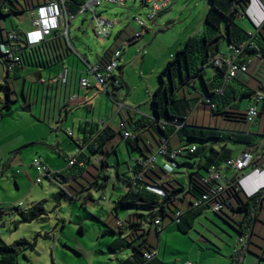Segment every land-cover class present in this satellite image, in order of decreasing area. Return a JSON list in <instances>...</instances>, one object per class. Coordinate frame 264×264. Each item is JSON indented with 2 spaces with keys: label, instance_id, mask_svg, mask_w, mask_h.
<instances>
[{
  "label": "rangeland",
  "instance_id": "1",
  "mask_svg": "<svg viewBox=\"0 0 264 264\" xmlns=\"http://www.w3.org/2000/svg\"><path fill=\"white\" fill-rule=\"evenodd\" d=\"M209 8L210 0H170L164 13V16L170 15V20L162 29L157 26L159 23L155 25L148 20L150 10L142 5V0H126L124 5L103 4L97 10L98 13L103 12L107 20L114 22L115 28H128L132 37L141 31L133 22L134 18L152 26L149 30L142 29L141 36L134 38L133 44H123L119 41V46L125 51L121 67L127 86L117 89L118 98L131 106L133 115L137 112L138 116L151 117V97L160 83L159 72L177 50L184 46L187 36L196 37L205 30ZM34 11L29 9L22 16H8L2 19V27L4 30L19 25L25 27L31 22ZM248 21L246 18L240 25L251 26ZM65 39L69 45L71 60L78 63L80 68H86L81 57L95 65L103 52L113 46V39L103 40L94 35L92 16L89 13L71 19L70 33ZM227 44V41L223 42L222 53L225 52ZM119 73L120 68L116 70V74ZM12 88L11 108L6 107V94L0 88V212H3L0 219V245H11L22 239L36 242V250L27 249L24 255L19 256L18 264H122L131 249L124 247L112 250V238L105 231L107 224L113 225L118 231L116 222L126 220L130 216H127V213L145 216L149 213L146 208L121 207L117 216L115 209L118 196L129 188L127 178L132 172L134 159L139 158L140 153L122 138L120 128L113 123L117 133L106 144V150L110 151L105 154L108 166L102 168L99 161L103 154L100 153L94 156L95 161L83 172L77 167L68 168L65 157L76 156V145L74 140L68 137L66 130H73L75 138L78 136L77 130L68 126V129L65 127L59 131L58 127L63 125L61 122L53 126L56 132H59L60 152L56 151L55 147H47L45 143H31L36 135L51 139V136L56 134L50 132L52 123L40 125L32 118L28 105L21 96H17L13 85ZM97 90L101 91L102 88L94 89V95H99ZM184 92L181 90L178 95L181 97ZM262 105L258 108L259 116ZM254 129L256 130L257 126ZM38 156H42L44 162L55 171H64V175L71 177V180L66 179L60 184L43 178L41 183H37L39 173L32 164ZM190 162L192 165L186 169H197L195 161ZM183 169L181 166L179 171ZM203 171L200 169V172ZM104 175L109 178H104ZM98 182L104 185H99ZM62 190L73 199L60 195ZM40 202L45 214L32 222H21L15 208H31ZM209 218L224 227L227 226L210 211L198 218L195 229L190 232L192 238L198 237L197 231H204L202 226L219 232L210 224ZM80 227L83 228V233L80 232ZM165 234L169 235V232ZM153 235L157 242L154 230ZM185 239L188 240V236H185ZM235 242L236 238L230 240L229 245L234 247L237 245ZM170 243L180 248V253L176 256L187 255L188 249L184 246L172 240ZM175 259L176 257L169 264H176ZM256 260L258 264H264V260Z\"/></svg>",
  "mask_w": 264,
  "mask_h": 264
},
{
  "label": "trees",
  "instance_id": "2",
  "mask_svg": "<svg viewBox=\"0 0 264 264\" xmlns=\"http://www.w3.org/2000/svg\"><path fill=\"white\" fill-rule=\"evenodd\" d=\"M47 1L48 0H0V44H11L8 39V33L11 31H8L7 29L4 30V27H2L1 24L2 19H5L8 16H18L29 9H34L37 6L46 3ZM66 1L68 13L76 17L79 8L84 1ZM250 2L252 1L210 0V8L206 15L205 30L196 37L188 38L184 46L176 52V54L167 62L165 67L159 72L158 76L160 83L151 97L154 116L151 119L141 117L130 125L131 131L127 127H120L122 138L129 143L134 150L138 151L143 159L135 161L132 167V172L127 178L129 188L123 194L118 196L115 209L117 211L121 207H136L149 210L147 216L143 214H131L126 220L121 222L117 220L120 226H132L134 228L130 234V239L128 240L126 237H122L121 240L123 242L117 247L119 248L123 244H127L130 245L133 250L132 255L124 262V264H160L156 260V255L153 251L155 247L149 243L147 236H144L141 233V224L143 221H148L150 225L156 226V234L159 235L162 220L169 218L178 225L181 232L186 233L192 228L195 216H197L202 209L210 208L213 201H215L212 200L208 205L200 206L198 208L193 207V202L200 199L204 193L209 191V187L202 182L203 178L212 168L218 169L222 172L221 164L225 165L230 161L231 159L229 156L224 158L220 156L216 157L217 155L214 157L208 156L205 161L207 164H198L197 171L190 174L189 188L186 189L183 186L176 187L169 179L163 180V175L167 173L166 170L163 166L159 165L158 162L153 167H150L148 165V160L163 144L164 140H166L167 148L169 150L173 149L170 147V139L174 135H178L182 141H195L196 143L201 144L198 146H191L196 148L194 152H190L191 147H179L184 149V153L180 157L188 159H193L194 156L203 150V143L212 139H220L219 134L223 132V129L209 125L206 126L202 123L200 125L197 124V122H195L194 112L198 107L202 106L203 109H208L210 116H229L226 115L227 112L223 111V106L227 99L226 96L229 92L228 89L230 83L236 79L237 76L229 82H225L227 68L218 69L212 64L217 57H226L222 55L221 52L223 42L226 40H229L228 47L230 45H246L238 58V62L245 63L248 60H251L249 66L252 65V57L254 56V53L260 50L258 45L260 44L264 46V25L258 32L251 33L244 31L237 24L238 19L247 16V9L249 8ZM234 10H237V13L229 19L230 14L233 13ZM69 22V25H71V20H69ZM12 31L20 38V40L13 43V46L20 53L22 59V66L20 68H23L34 57L37 60H44L46 58V53L48 52V48L45 45L47 39L50 38L52 34L57 33L58 31L60 32L61 30L54 31L41 44L35 46H29L24 41L25 34L22 36V33L17 29ZM242 31L244 39L238 42L234 41L235 32L240 33ZM58 37L63 39L69 50V45L67 44L64 34H61ZM20 42H24L25 46L22 47L19 45ZM49 45L50 44H48V46ZM117 50L122 49L117 45L114 49L109 48L101 56L99 60L100 63L103 65L109 63L112 55ZM261 52L262 53L259 57L264 63V50ZM2 63L4 64V62ZM210 65L217 69V73L212 81L214 88L213 91H211L210 85L206 81L205 74ZM20 68H17L16 70ZM246 73H249V71ZM115 77L120 80L119 85L123 86L122 72L115 75ZM201 82L204 85L205 93L201 92V94L198 95V93H196V85ZM118 86L112 85L114 88H119ZM0 88L8 91L6 93V107L11 108L13 100L10 97V86L0 84ZM187 89L188 92H186ZM181 90H184L185 92L183 96L180 97L178 92ZM254 93L258 95L255 90H252V94ZM206 100H208V102ZM212 105H214V107ZM237 115L238 113H233V116L229 117H232L234 121H237L235 119L240 117L239 122L251 126L247 122V110L245 114L241 113L239 114V117ZM125 131H129L132 136L125 139L123 135ZM116 133L117 131L110 127L99 128L96 126L93 132L87 134L83 143L74 141L76 150L86 146L89 154H103L100 156L99 163L102 168H106L108 162L105 154L110 152L106 150V144ZM68 137L72 138V135H68ZM188 145H190V143H188ZM215 154L219 153L215 151ZM85 157L86 156L83 152L79 150V153L75 156L76 161L74 165L68 168L77 167L80 172L85 171L87 166L92 163L90 156H87V158ZM200 169H203L205 173L202 174ZM58 176L61 179V182H59L60 184L69 178L64 175V171H61ZM118 176L120 177L119 174ZM104 178L108 179L109 176L104 175ZM98 184L104 185L99 182ZM149 186L159 188L162 193L149 189ZM263 194L264 190H261L255 195L247 196L241 190L236 179H232L231 182H227L226 189L222 192L219 198L216 199L222 203L223 207L219 212L215 213L224 220H226L224 217L226 212L225 209H231L232 211L241 214L242 217L239 221L232 219L240 225V228H237L229 220L226 221L234 226L240 234L247 237L251 234V219L256 218L255 213L260 208ZM60 195L73 199V197H71L65 190H62ZM183 204H186L188 208L185 213L182 208ZM83 205L85 204L83 203ZM15 211L20 216L21 222L25 223L32 222L45 214V209L41 202L35 203L31 208L16 207ZM177 212H181L179 223H176ZM2 215L3 212H0V219ZM156 221H159V223L157 224ZM79 230L83 233L82 227H80ZM105 232L115 233V230L107 224V230ZM137 239H139V241L133 243ZM247 244L250 245V242L248 241ZM110 247L115 250L112 245H110ZM27 249L36 250V242H29L26 239H22L11 245H0V264H18L19 256L21 254L24 255V252ZM146 253H153L155 256L151 260H148L145 258Z\"/></svg>",
  "mask_w": 264,
  "mask_h": 264
},
{
  "label": "crops",
  "instance_id": "3",
  "mask_svg": "<svg viewBox=\"0 0 264 264\" xmlns=\"http://www.w3.org/2000/svg\"><path fill=\"white\" fill-rule=\"evenodd\" d=\"M167 9L156 18L154 23H152L155 25L159 23L160 25H157L159 26V29L165 28L168 25L170 15L164 16V13L167 11ZM24 14L25 13L18 16H22ZM33 18L34 14L31 22L25 27H21L19 25L13 26L7 30L12 31L17 29L20 33H22V36H24V34L32 29ZM246 18L249 20L248 22L251 24V26L246 25L243 27L240 25V22ZM84 22L85 20L82 21V24H84ZM133 22L138 26V30L142 29L137 22L134 20ZM237 24L244 31L251 33L258 32L259 29H261L264 25V0H253L247 9V16H243L238 19ZM150 27L152 26L147 24V28H145V30H149ZM60 30V32L58 31L57 33L52 34L51 37L47 39L45 45L48 48V52L46 53V58L44 60H37L34 57L23 68L16 70L15 74H8L5 69V65L0 60V84H6L10 86L11 99L13 85L17 96L22 97L25 104L28 105V109L32 115V118L36 120L38 124L41 125L42 123H52L50 132L51 134L55 132V136H51L50 139L40 138V136L37 137L36 135L35 138L31 140V143H45L47 147H55L56 151L60 152L61 143L59 132H56L55 128L53 127L58 122L63 124L62 126L58 127V129H60L59 131L65 127L68 129V126L77 130L78 136L76 138L73 130H66V132H71L72 139L78 143H83V140L87 137V134L93 132L96 126L99 128L110 127L111 129L116 130V128L113 126V123H115L118 128L124 125L125 128L127 127L131 131L129 128L130 125L139 120L141 117L145 116H138L137 112H135V115H133L131 106L127 105L125 100L118 98L119 91L117 92V89L125 88L127 86V82L121 67V61L123 60V54L125 52L124 49L121 47L122 54L119 61V68H121L120 72H122V81L124 82V85H119V88H114L111 84H106L101 91L97 90L99 95H94L93 90L98 89L99 86H97L95 83L92 75L88 74L87 67L80 68L78 67V63H75L73 60H71L70 51L67 49L65 42L63 39L58 37L59 35L63 34V30ZM187 37L190 38L191 36L189 35ZM243 37V31L240 33L235 32L234 41H241L244 39ZM134 38V36L132 37V35L128 33V28H115L110 37V39H113V46H110L109 48L114 49L116 45L119 46V41H122L123 44H133L135 42ZM226 41L228 44L225 52L222 53L224 56H227L229 53V40ZM48 44L50 45L48 46ZM19 45L23 47L25 46V43L20 42ZM258 46L260 50L254 53V56L252 57L253 62L248 68L249 73L238 74L237 78L230 83L228 89L229 92L226 96L227 99L223 106V111L227 112L226 115L233 116V113H238L237 116L239 117V114H245L248 106L252 103V100L256 95L255 93L252 94V90H255L256 93L264 96V63L259 57L262 53L261 51L264 50V46L260 44ZM105 52H103V54ZM65 70L67 71L66 83L62 82L61 80L55 82L54 79L62 75ZM207 70L208 71L205 73L206 81L210 85L211 91H213L214 88L212 81L217 73V69L208 68ZM87 76L90 79L91 87L82 88L79 84L80 79L81 77ZM204 89L205 88L202 82L200 85H196V93H198V95H200L201 92L205 93ZM4 92L6 94L8 91L5 89ZM106 94L108 96H106ZM260 105H262L261 114L257 119L256 125L253 126L239 122L240 117L235 119L237 121H234L232 117L229 116H210L207 108L203 109L202 106L198 107V109H196L194 112L195 122H197L199 125L202 123L206 126L209 125L223 129V132L219 134L220 139H212L206 143H203V150L194 156L193 159L180 157L177 162V166L173 168L169 166L166 160L159 158L158 164L163 166V168L168 173L167 179H169L176 187L183 186L186 189L189 188L190 174L194 171H197L196 169H186L187 166L192 165L190 162L191 160H194L197 165H206L207 163L205 161L208 156L214 157L217 155L216 157L220 156L222 158L229 156L231 160H237L243 154H250L252 156L253 164L260 167L261 170L254 171L253 169H248L242 174L221 164L222 174L228 183L231 182L232 179H236L241 190L247 196L255 195L259 191L264 190V101H261L257 108H259ZM102 112H104V114H102ZM153 116L154 114L152 113L151 117L146 118L151 119ZM256 126L257 129L255 130L254 128ZM172 137L170 139V147L173 149L183 146L191 147L194 145H201L195 141H182L178 135H174L173 139ZM188 143H190V145H188ZM79 150L83 152V154L86 156L85 158L90 156L92 161H95L94 156L98 155L89 154L86 146L79 148ZM215 151H217L219 154H215ZM61 153L63 154V152ZM38 157H41L44 161L42 156ZM65 159H67V156ZM142 159L143 158L140 155L139 158L137 157L134 160L136 161ZM46 165L51 170H54L49 164ZM181 166H183L185 170L183 169L182 171H179ZM260 171H262V173H259ZM201 173L204 174L205 171ZM68 179L71 180V177ZM67 182L69 183V181ZM262 202L264 204V194ZM261 206L262 204L260 207ZM182 208L184 213L188 209L186 204H183ZM210 211L217 215L220 220L225 222L227 226L225 225L226 227H224L219 222L209 218L210 224L219 232L211 230V228L208 226H202L204 231H197L198 237L196 239L192 238L190 236V232L195 229L198 218L206 213L208 214ZM225 211L224 217L226 220H229L237 228H240V225L232 219L239 221L242 215L238 212L232 211L231 209H225ZM116 215H119L118 210ZM126 215H131V213H127ZM255 216L256 218L254 219L256 220V223L254 225V219H251L252 226L250 228L252 231L254 230L256 234H261L264 237V205L261 211L257 210ZM226 220L220 217L212 209L206 208L202 209L199 214L195 216L193 219L192 228L186 233L181 232L178 225L169 218L162 220L160 234H156L158 238L157 242L155 241L156 238L153 235V230L156 233L157 227L150 225L148 221L144 222L142 220L141 233L144 236H147L149 243L155 247L153 251L155 252L156 260L160 264H169L173 261L174 257H176L174 260L176 264H258L256 258H259V260H264V240L259 238L257 235H254L252 238L253 244L248 245L247 242L250 234L247 237L243 236ZM121 221L123 220H119V222ZM119 222H116L118 231L113 225L109 224L115 230V233H109L110 237L112 238L110 245H112L115 250H119L124 247H129L131 249L128 257L123 260L122 264H124V262L132 255L133 250L131 246L127 244H123L119 248L117 247L121 242H123L121 240L122 237H126L128 240L130 239V234L134 228L132 226H120ZM166 232H169V235L165 234ZM185 236H188L189 239L186 240ZM235 238L237 245L231 247L229 245V241L232 239L234 240ZM242 238H244V243L240 242ZM171 240L174 243H178L188 249L187 255L176 256V254L180 253L178 251L179 247H177L176 244L172 245L170 243ZM138 241L139 239L135 240L133 243H137ZM235 248L238 249V252H235Z\"/></svg>",
  "mask_w": 264,
  "mask_h": 264
},
{
  "label": "built area",
  "instance_id": "4",
  "mask_svg": "<svg viewBox=\"0 0 264 264\" xmlns=\"http://www.w3.org/2000/svg\"><path fill=\"white\" fill-rule=\"evenodd\" d=\"M66 2V0H48L46 3L34 8L35 11L34 18L32 20V29L28 31L24 37V41L29 46L41 44L54 31L60 29L63 30L64 36L68 37L70 31L69 20L75 17L68 13ZM125 2L126 0H85L79 8L78 15H85L87 13L91 14L94 35L99 39L106 40L111 37L115 27V23L107 20L103 16V13H98L97 10L103 4L124 5ZM142 5L150 10L147 18L150 22L154 23L156 18L168 8L169 0H142ZM133 20L137 22L142 29L147 28V24L139 18H134ZM142 29L141 31L135 34V38L141 36ZM8 39L11 44H0V60L4 62L7 73L14 74L16 69L22 66V59L20 53L13 46V43L15 41L20 40V38L15 32L11 31L8 33ZM245 47V44L241 46L230 45L228 47L229 53L225 58L217 57L213 61L212 65L218 69L227 68L225 82H229L231 79L238 76V74L246 73L248 71L249 65L251 64V60H248L245 63L238 62V58ZM121 54V50L115 51L111 57V61L106 65L101 64L100 61H98L95 65H91L87 59L82 57L81 60L88 68V74L92 75L97 86L101 88H104L106 84L118 86L119 79L116 78L115 75L116 70L119 68ZM59 80L66 83V70L62 75L54 79L55 82ZM79 84L82 88L91 87V82L88 76L81 77ZM206 101L208 102V100ZM261 101H264V96L260 94L255 95L252 100V103L247 108L246 118L247 122L251 126L256 125L259 116L257 105ZM212 106L214 107V105ZM121 127L124 128V125H122ZM68 135L71 136L72 133L68 132ZM123 135L125 139L132 136L129 131H125ZM195 149V147H191L190 152H194ZM78 153L79 150H76V154ZM183 153L184 149L182 148H174L169 150L166 145V140H164L163 144L149 158L148 165L150 167H153L158 162L159 158H163L167 161L171 168L176 167V162ZM75 161V156L68 157L67 166H73ZM32 166L39 173V177L36 179L37 183H41L43 178H49L52 181L61 182V179L58 176L61 173V170H51L43 162L41 157H36L33 161ZM225 166L242 174L245 173L248 169H253L254 171L261 170L260 167L253 164L252 156L250 154H243L237 160H230L225 164ZM167 174L168 173L164 174L163 180L167 179ZM202 182L209 187V191L204 193L200 199L195 200L193 202V207L198 208L200 206L208 205L210 201L215 200L213 201V204L211 205L210 209H212L214 212H219L222 209L223 205L220 201H217L216 199L219 198V196L227 187V182L224 178V175L220 170L212 168L203 178ZM149 189L162 193L161 190L155 186H149ZM180 217L181 212H177L176 223H179ZM156 223L158 224L159 221H156ZM240 242L244 243V238H242ZM235 252H238L237 248H235ZM154 256L155 255L153 253L145 254V258L148 260H151Z\"/></svg>",
  "mask_w": 264,
  "mask_h": 264
},
{
  "label": "water",
  "instance_id": "5",
  "mask_svg": "<svg viewBox=\"0 0 264 264\" xmlns=\"http://www.w3.org/2000/svg\"><path fill=\"white\" fill-rule=\"evenodd\" d=\"M250 5H251V2L249 3V6H250ZM236 13H237V10H234L233 13L230 14L229 19H231ZM226 23H227V22H226ZM208 68H209V69H214V67H213L212 65L208 66ZM259 173H262V171H260ZM261 204H262V206L259 208V211L262 210L263 205H264L262 201H261ZM255 223H256V220L254 219V225H255ZM254 235H257L259 238H261V239L264 240L263 235H261V234H256V233L254 232V230H253L252 233L250 234V236L248 237V241L250 242V245L253 244L252 238H253Z\"/></svg>",
  "mask_w": 264,
  "mask_h": 264
}]
</instances>
